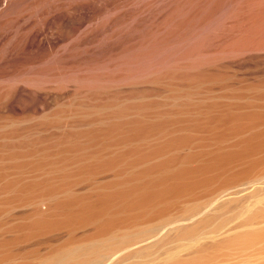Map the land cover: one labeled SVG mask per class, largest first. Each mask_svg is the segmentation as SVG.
<instances>
[{
    "label": "rangeland",
    "instance_id": "rangeland-1",
    "mask_svg": "<svg viewBox=\"0 0 264 264\" xmlns=\"http://www.w3.org/2000/svg\"><path fill=\"white\" fill-rule=\"evenodd\" d=\"M1 1L2 0H0V2ZM38 1L37 3L39 4L40 1H42L41 4H44V7H49L45 6L44 0ZM48 1L49 3L51 2V0ZM48 1L45 0V2ZM66 1L63 0L62 3V0L61 2L59 0L58 2L54 0V5L50 4V6L53 7H51L49 11H47V8H45V11L41 4V6H37L39 5L37 3V5L35 4L38 9H40L39 7H43L42 11H45L43 14L46 13L48 15H45V17L43 16L44 18L41 19L43 24L46 20V25H42L45 29L40 26V28L38 27L40 30H36L38 28L36 25L37 23L34 24V22H36L34 21L36 19L35 17H37L38 24L41 25L42 22L38 17L42 14L37 10L36 12L40 14L36 13L35 15V12L33 13V7V9L30 8V10L35 17H32L31 12L27 11L29 17L26 12H24V15L26 14L24 17L26 19L29 18V21L25 20V24L29 26H32V24L36 25L34 30H31L32 32L28 34L25 33L27 34L26 38L23 37L24 35L21 36L22 38L18 36L19 33H17L16 30L15 32L18 35L15 34L13 32L14 27L9 28L11 36L8 30V34H6L4 30L2 33V35L5 34L4 36H1L0 33V37L3 38L4 43H1L2 38H0V77H3L4 74V78L0 80V264H264L263 239L255 241L252 245H240V238L244 234L246 235L249 231L252 232L255 228H264V197L262 198L260 196L256 199L238 197L242 195V192L244 194L246 189L247 191L245 193L250 191L251 185L248 189V184H246L249 180L258 179L264 184V154L262 159H260L261 157L259 158L260 160L258 159L257 163L255 162L256 160L253 161L255 165L253 162H251L253 165L250 163H246L248 165L243 163V166L241 163H237L238 165L234 163V167H231V171H228L229 169L226 167L228 173L225 172L226 174L224 175L222 174L224 173L223 171L222 173H218L217 175L219 176L222 174V177L214 179L215 181L213 180L214 182H211V186L205 184L208 187H199V189H203H197L199 190L196 191L197 193L193 194V192L192 195H187L181 199L178 198L180 199L177 200L178 202L173 201V204H168L169 206L166 208V211L164 210L165 212L161 210V214H155V211V213H151L152 216L148 214L147 216L149 217L146 216L147 218H142L143 220L140 219L141 221L137 220L138 223H125V226H120L121 228L118 229L115 228L116 230L113 229V232L111 231L110 234L103 236L104 238L99 237L98 234L100 232L98 233L97 231V225L90 221L87 222V220H85L86 222L82 224L79 220L78 223H75L80 224L79 222H81V226L75 225L79 226L78 228L73 225L63 227V225H59L60 223L54 225L56 220L57 222L59 221L57 216V219L55 218L53 221L52 216L55 214H53L54 211L51 212V219L49 218L50 212H47L50 210L52 211L54 205L56 207L58 204H61L60 202L68 198L67 196H69V198L72 196L73 200H77L79 197H81L79 200H87L89 196L92 197V194L93 197H95V194L98 195V193L102 192L99 190L102 188L104 189L105 186V189H107V186L110 188V186L122 180L121 178L124 180L126 176H130V178L134 177L135 174L133 175L132 173L135 170L128 171L125 169L129 167L128 165L127 167L125 164L124 166L122 164L111 167L106 163L118 157V154L120 156L125 153L127 154L128 148H124L123 150L113 148L114 150L112 149V152L109 149L110 151L107 150L109 153L107 151L103 152L106 156L108 155L107 157L103 159L104 155H101L102 160L97 157H95L97 158L96 160H93L91 157V154H93L92 151H96L94 142L102 143L104 138H99L101 142L94 139L100 136L103 130L111 127V119L114 117V112L119 111L118 108H120V110L121 108H127L130 112H124H129L127 113L129 115L131 112L135 115L139 110V113L146 119L149 118L152 120L156 118V115L164 116L168 113V115H166L167 118L161 116L165 118L162 120V123L172 124L180 120L178 123L180 125L174 123L178 126L176 128L181 129L179 126L183 124H189V127L192 126V128H190L192 129L191 133H189L188 129L180 131V134L177 132L176 134L173 133V137H180L183 135L182 138H186L188 135L192 134V136H194H191L192 140L189 136L187 138H190L191 141L194 140L195 144L192 143L189 146V143H187L186 148H184L185 146H183V148L181 147L182 149L179 148L183 155H196L197 153V155L200 156V153H212L220 148L221 150L223 148L224 151L225 149L227 151L229 147V150H232L231 148L237 142V137L234 136V133L229 136V132H225L227 128L224 129L222 135L227 133L228 137L221 141L218 140L219 138L217 135L213 138L211 132L217 129L216 132L219 135L222 129L220 127H223V125L217 126L219 128H214V130L210 132V127L216 124L213 121L217 118V120H219L221 116L225 117L229 113L233 116L243 113L238 117L243 118L245 116V119H248L247 117L252 114L253 116L255 115L254 117L256 119L258 118L257 116L262 118L260 121L263 123L264 19H262V17L258 20L255 15L259 14L260 16L264 11V1H249L250 4L253 3L251 4L252 6L250 5L252 8H249L251 12H247L248 10L245 11L247 8V6H245V13L241 9H243L242 5H244V2L247 3L248 0H198L199 2L193 0L191 1L192 3L189 0H183L185 4L187 1L190 2L189 5L192 4L191 8L189 5L187 6L190 10L185 8L186 6L181 0V3L176 0V3L179 4L174 3L172 0H168L170 6H173V2L175 4L174 7L180 8L182 5V7L185 6L184 8L189 11V13L188 11L181 12L180 10L185 9L180 8L179 11L177 9L178 13L181 12L182 14L185 12V14L188 13L190 15L187 14L191 18V20H189V22H191H187L183 26V23L187 21V19H185V21L184 18L188 16L186 15V17H184L185 14L183 13L184 18L182 20H184V22L181 24L182 20L179 22V17H177L178 20L175 19L174 16L177 12L174 14V9L172 6H168V2L164 1L166 5L168 3L167 10H164V8H166L165 3L164 5L161 4V6L159 5L154 8L158 9L159 7L161 9L162 6H164L162 9L164 11H162L161 14L159 13V16L157 15L158 18L155 15L158 14V12L153 13L154 11H151L152 7L147 6L151 5L148 4L149 1V3H151V0H137V2L140 1V4L146 3L147 9L150 8L148 11L144 7V4V6H140L142 11L144 9L149 12L145 13V11L141 12L140 10V15L142 16L140 17V23L143 24L142 26L141 24L139 25L142 28L139 27L141 30L138 31V35L140 34L141 39L137 36L133 40L127 39L126 41L123 39L124 41L122 42L119 40V43H117V41L97 42V39L100 37L97 32L102 29L101 27L103 24L101 21V27L99 26L100 29L98 30L96 27H98L99 23L97 26L95 23L100 19V11L105 12L103 8L105 5L109 7L113 5L112 7H114L113 0H110L111 2L109 1V4H104L107 0H102L103 2L99 0L101 5L97 3V0H74L77 1L75 3L73 2L74 4L70 3L73 0L70 2ZM92 1H95L96 4H98L97 7H101V10L93 6L95 3ZM122 1L126 2V0ZM132 1L133 0H130L129 3H133ZM87 2L91 4L88 6ZM115 2H117V0ZM156 2L159 3L163 1L156 0ZM102 3L104 6H102ZM70 4L71 6L76 5L73 7H77L79 14L76 10L77 14L74 13V10V12L72 11L71 8L73 7H71ZM115 5L118 4L115 3ZM127 5L129 6L128 3ZM67 6L68 8H66ZM95 7L97 10H95ZM125 8H120L119 12L121 11V15L122 13L124 14L123 16L125 19L127 18V21L123 16L120 14V16L118 15L119 12L117 13L118 17L111 11L112 13L109 14L114 17V20L112 19V21L110 19L111 17H108L109 19L107 18L106 20H108L109 23L108 21L105 22L108 24L111 23V25L115 27H118L119 23V25H121V27H119L120 31L132 34L134 30V22L132 21L134 20L131 16L134 13L131 12L135 11L132 10L130 12V10L135 8L132 4L128 8ZM63 9H68L67 12L69 14H74L77 18H81V22L83 20V23H80L81 29L78 28V26L76 27L77 29L75 28L72 30V35L76 34L75 32H77L78 35L72 36L66 34L65 30L61 28L60 19L64 11ZM88 9L90 10L88 11ZM116 9H118L117 6L115 8L117 12ZM121 9H124L127 13ZM39 11H41V9ZM107 13L103 14L107 15ZM125 13L127 17H125ZM141 13H143V15ZM152 13L154 14L152 16L159 19H157V21H159V27H161V29H158L162 31L161 33H164L160 34V36L157 34V36H155L151 32L152 30L156 32L157 30L154 28L155 25L158 26V22L155 21L156 19H153L155 17H151ZM181 14H177V16ZM93 15H95V19ZM129 15L130 18H128ZM21 16L23 17V14H19L17 18V20L19 19L18 22L20 20V22L24 21L25 18L23 17V19ZM251 16H254L257 22L254 18L251 19ZM120 17L123 18V20ZM147 17L148 21L153 19L152 21L156 22V24L154 22V28H152L153 26L151 27L153 22L151 21L150 25L147 21ZM204 17L207 21H205L206 19H204ZM40 18H42V16ZM101 18L103 19L104 17ZM116 18L118 19L117 21H115ZM193 18H201L200 22L204 19V22L202 21L201 23H203L205 27L207 26L206 24H210V27L208 25L206 29H204V26L203 29L198 28L197 25H200V22L198 20V23L197 19L194 21ZM160 19H164V22L161 20L163 23H160ZM92 20L94 22L93 28V24L92 26L89 24ZM114 21L117 25L114 24ZM130 21L133 24L130 23ZM254 23H256V25H254ZM257 23H259L261 27L263 26V30H260V26H258ZM122 25L124 26L122 27ZM249 25H254V27ZM41 29H43L42 31H44V33ZM78 29H80V35ZM18 30L19 29H17V31ZM88 30L90 33H93V36L91 34L87 36L91 35L89 36L90 38H97L90 39L86 37L84 31L86 32ZM244 30L246 32H244ZM20 31L21 30H19V32ZM12 34L17 37V39L13 38L15 40L14 43L20 38L16 46L11 42L13 40L12 37H14ZM161 35L162 37L164 35V40L162 41H164V43L166 42L165 45L161 47V49L164 47L162 49L163 51L157 49L160 47L159 43L163 44V42H159ZM10 37L12 40L10 39L9 41L12 43V47L7 44ZM24 39H28V42L23 41V43H20L22 42L21 40ZM38 39L42 40L41 45L45 47L46 54L44 57H41L39 53L37 46L39 42ZM244 40H248V42L256 41V43L258 42L256 45L259 43H261V45H258V49L256 48L257 50L253 51L248 49L247 51L245 47L244 50L247 51L246 53H244L245 51L242 49L244 47H242L241 52L243 51V53L240 52L238 54L239 51L235 49L238 48L240 42ZM5 42H7V45H5ZM1 44H3L2 47L4 48L7 46L10 49L11 47L10 50L5 48L10 52L5 49L1 50ZM248 44H246V46ZM256 45L254 43L253 46L250 45L248 48L254 49L253 47ZM29 48L31 50H29ZM102 49H107L106 51L103 50L105 53L109 51L106 53L107 58H105L106 55H104L105 57L101 56L103 53ZM231 50L234 51L235 54ZM90 52H96L97 56H92L94 59L90 58ZM180 54L184 56V60H179L180 62H175V64L178 63L185 67L189 66V70L191 67L190 65L193 67L196 63L201 62L200 60H205L204 58L208 59L209 63H207L209 65L205 66L206 63L203 61L205 64L203 62L202 64L199 63V68L194 66L193 69H196L194 71H189L191 75L192 73L196 75L192 79L191 77L190 79L188 78L190 74L186 76V70H183L184 68L181 69L180 66L179 70H183V72L180 70L182 75L176 76L178 74V71H176L178 67L176 66L177 69L173 67L175 66L174 60H176V57H181ZM143 56H146V58ZM162 57L166 59L165 62L161 61ZM3 63H5L7 67ZM3 65L10 72H6L7 70ZM196 66L198 65L196 64ZM173 69H176L174 70L176 74L171 71ZM24 71L28 73H24L27 75V78L36 80L33 81L31 85L28 84L29 86H24L21 82L16 83L19 80L16 77L18 79L15 81L16 84L13 82L15 85H11L10 83H12V80H8V78L11 77V73L13 72L12 76H14V74L17 75V73L19 76L20 74L22 75ZM171 72L174 73L176 78L174 76L171 77V75L169 76ZM189 72L187 71V73ZM150 73L153 74L149 75ZM54 74L58 75L56 76ZM121 74H124L123 78L126 79V81H123V78L120 77ZM101 76L102 79H99ZM124 76H128V78ZM23 77H21L22 79L19 81L23 80ZM117 78L119 81L122 80L123 82H116ZM99 80H102L103 83H99ZM175 89H190L189 96L191 100H189L192 101L193 99L191 103H194V106L197 104L196 106H199L201 113L205 114V117H202L213 124L208 127V122L206 123L205 121L206 124L201 123L202 127H200L201 119L199 122L197 121L199 124L198 126L193 122L194 116H190L192 113L191 110L194 111L198 109V107L190 106V110L187 108L186 110L185 106L189 103H185L183 109L180 108L181 106L179 109L178 105H172L178 102L177 100L175 103L171 102V100L173 102L175 100L170 97L171 95L173 96L170 91ZM182 90L179 91L183 93ZM171 92L173 93V91ZM191 92L193 97H191ZM183 99H181V101ZM187 100L185 101L189 102V100ZM191 103L189 105H191ZM135 111L137 112L134 114ZM170 112L173 114L172 117H174V112H179V117L176 116V113L175 116L177 119L173 121V118L171 119V117H169L171 114ZM224 113L228 114L224 115ZM117 114L119 113L117 112ZM246 115L248 116L246 117ZM118 116L119 115H117V117ZM122 117L124 119V116ZM132 117H130V119L133 120L134 118ZM125 118H127V116H125ZM230 118L239 121V124L242 123L243 125L248 122L247 120L245 122V119H241V122L237 117L229 116L228 119ZM250 118L253 119V117ZM117 120L119 121V118ZM117 120L114 121L116 122ZM233 120L231 122H233ZM124 121L127 122L126 119H124ZM220 121L218 123H220ZM222 121L224 122V120ZM257 121H255V124L260 122ZM186 122L190 123L187 124ZM231 122L228 120L226 123L231 124ZM250 123L251 122H248V125L246 124L245 126H249ZM208 124L210 125V123ZM234 124L232 123L234 127H232V129H234V131L235 129L238 130L239 125L235 127ZM242 124L240 126L247 128ZM235 125L237 126V124ZM253 125V123L250 124L251 127ZM230 126L231 125H229V131L231 129ZM260 127L264 128V123L263 127ZM232 129L230 133H232ZM187 130L188 132H186ZM185 132L187 134H184ZM216 132H214V134ZM123 133L124 132H119V135L121 134L122 137H125ZM208 133L209 136H207ZM210 134L212 137H210ZM121 136L119 138H121ZM219 137L221 138L220 135ZM157 138L158 137H155L156 140L153 138L154 141L152 140L150 142L151 144L149 143L148 145L152 147H162V143L165 144L166 141L169 140V136H165L162 139H160V137L158 140ZM103 143L114 145V142L105 139ZM150 146H146L147 148L142 146L143 149H147L142 150V152L145 150L151 151ZM79 147L82 149L85 148L86 150H83V152L82 149H80L79 152ZM99 147L100 146H98V148ZM179 152L180 151H178V153ZM173 154L176 155L174 152ZM173 154L170 153L171 156ZM135 160L136 157H132L131 159L129 158L127 162L129 163V161H132L129 164L133 166L134 162L136 163L138 161ZM150 161L148 165L147 163H145L146 165H144V163L143 165L136 163L138 164L137 166H139H135L137 167L136 170L138 171V169L141 170L144 167H149V165L152 166L157 162V160L154 159L153 162L152 160ZM248 175H250L251 179ZM216 176L215 174L213 175L214 178ZM128 177L126 178L130 179ZM244 177H248L249 180H246ZM210 179H212V177ZM46 185L49 187H46ZM240 190H242V192H240ZM54 193L58 194L54 195ZM92 198L88 200H95ZM69 200H72V198ZM36 211L38 215L40 212L45 213V211L46 214L49 213L47 214L48 216L45 215L47 220L49 219L48 222L47 220H43L47 225L44 224L45 226H42L41 220L40 225L42 228L40 225H37L39 223L35 225L38 228L33 225L37 220V216H35ZM70 227L72 229H70ZM102 233L103 232H101L100 235ZM97 237L100 239H96Z\"/></svg>",
    "mask_w": 264,
    "mask_h": 264
},
{
    "label": "bare ground",
    "instance_id": "bare-ground-1",
    "mask_svg": "<svg viewBox=\"0 0 264 264\" xmlns=\"http://www.w3.org/2000/svg\"><path fill=\"white\" fill-rule=\"evenodd\" d=\"M48 1V0H47ZM54 0H51V2L49 3V1L48 2H45V0L43 1L44 3H45V6H49L48 8L47 7H44V4H41V2L42 1H40V4L44 7H39L40 9H41V11H39L40 9H38V8H36L37 6H41L39 3H37V2H39L38 0H2L1 2H0V33H1V36H4V35H2V33L4 32V30L6 31L5 33L6 34H8L7 33V30H8V32L10 33V36H11V32L9 31V28H13V32L15 33V34H17V33H19V35L18 36H23V37H25L26 38V35L29 33V32H32L31 30H34V28L36 27V25H37V28L39 27L40 28V26H42V25H46V20L44 21L45 23L43 24V22L41 21V19H43L44 17H45V15H47L46 13L45 14H43V12H45L46 11V9L45 8H47L48 10L47 11H49V9H51V7H53V6H50V4H52V5H54L53 2ZM57 2H58V0H56ZM60 2H61V0H59ZM66 1V0H65ZM70 2V1H72V0H67L66 2ZM96 1V0H95ZM93 2V3H95V5H93V6H98V4H96V2ZM104 1H106V0H104ZM109 1L110 0H107L106 1V3L104 2V4H109ZM116 1V0H115ZM114 0H113V3H114V7H112V6H108V5H105L104 6V4L102 3V6H104L103 8H104V10H105V12H102V11H100L101 9V7L99 8V7H97V8H99L100 10V12H101V14H103V13H107V15H109V16H107V15H105V14H103V15H101V14H99V17H100V19L98 20V21H96L97 23H95L96 24V26H97V24H98V27H96L98 30L100 29V27H101V21H102V29H100L98 32H97V34L99 33V35H100V37L97 39L98 41L97 42H100L101 43V41L102 42H109V41H117V43H119L120 41L119 40H121V42L122 41H124V40H126L127 41V39L128 40H133V39H135L137 36H139L140 37V34L138 35V31H140L141 30V26H142V24L143 23H140V17H142L141 15H140V10H141V12H143V11H145V13H149L148 11H149V9L150 8H148L147 9V6L149 7H152L151 9V11H154L153 13H157L158 12V14H155L156 15V17H158L160 14H161V12L162 11H164V10H167V5H168V0L166 1V0H162L163 2H156V0H151V3H149L148 1V4H151V5H147L146 6V3L144 4V3H142V4H140V1L139 2H137V0H133L132 2L133 3H131L132 4V6L135 8V9H131L130 10V12L133 10V11H135V12H131V13H134L132 16H131V18H133V20L134 21H132V22H134V24L130 21V23H132L133 24V31H132V34H127V33H124V31H120L119 29V27H121V25H119V23H118V27H115V26H113V25H111V23L110 24H108L109 23V21L108 20H106L108 17L112 20L114 17L113 16H111L110 14L112 13L111 11H113V13L115 14V15H117V13L119 12V10H120V8H125V6L127 5V3L129 4V6H131V4L129 3V1H127L126 0V2H124V1H122V0H117V2H115ZM159 1H161V0H159ZM168 2L167 3V5H166V3L165 2ZM174 3H176V0L174 1V0H172ZM171 1V2H172ZM180 0H178L177 2H179ZM182 2H184V1H186V0H181ZM181 1H180V3H181ZM190 2L191 1H193V0H189ZM189 1H187L188 2V4H187V2H186V4H185V2H184V5L186 6H183L182 7V5L180 6V8L181 9H189L190 10V8H191V5H189L190 4V2ZM198 0H196V2H197ZM245 1V0H244ZM253 2V1H251V0H248V5H247V3H245L244 2V5H242V7H243V9H241V10H243V12H245V11H247V12H251L250 10H249V8L252 6L251 4H253V3H251L250 4V2ZM258 0H256L255 2H257ZM262 1H264V0H262ZM261 1V2H262ZM57 2H55V3H57ZM75 3V2H77V1H72V2H70V3ZM90 2V1H89ZM89 2H87V4H88V6H89V4H91V3H89ZM100 2H103L102 0H100ZM111 2V1H110ZM143 2V1H142ZM172 2V4H173V6H172V8L174 9V14H175V12H177V9H178V11L180 10V8L179 7H174V3ZM199 2V1H198ZM39 4V5H37V4ZM47 3V4H46ZM62 3H63V0H62ZM73 3V4H74ZM97 3H99V0H97ZM115 3H117L118 5H115ZM125 3H126V5H125ZM158 3V4H157ZM164 3H165V7L166 8H164V6H162V8L160 9L159 7H158V9H154V8H156L157 6H161V4H163L164 5ZM192 3V2H191ZM243 3V2H242ZM37 6H36V5ZM49 4V5H48ZM72 4V5H73ZM111 4V3H110ZM145 6H144V5ZM176 4H179V3H176ZM33 5H35V6H33ZM64 5H65V3H64ZM68 5V4H67ZM99 5H101V3H99ZM142 5L146 8V10H148V11H146V10H144L143 9V11H142V9H141V7H142ZM189 5V7L190 8H188L187 6ZM251 5V6H250ZM70 6H71V4H70ZM73 6H76V5H73ZM73 6H71V7H73ZM116 6H117V8L118 9H116L117 10V12L115 11V8H116ZM128 6V5H127ZM126 6V8H128ZM141 6V7H140ZM169 7H171L170 6V3H169V5H168ZM178 6V5H177ZM196 6V5H195ZM194 6V7H195ZM245 6H247V8L245 9ZM254 6V5H253ZM33 7H34V9H33ZM95 7V8H96ZM112 7V8H111ZM143 7V8H144ZM185 7V8H184ZM30 8H32L33 9V13L36 15V13H38V12H40L42 15V18H40L41 16H39V15H37V16H39L38 17V19H40V21L42 22H40L41 23V25H39L38 24V22H37V17H35L34 16V14L31 12V10H30ZM42 8L43 9H45V11H42ZM66 8H68V6L66 7ZM65 8V9H66ZM87 8H90V7H87ZM94 8V9H95ZM97 8L95 9V10H97ZM103 8H102V10H103ZM111 8V9H110ZM125 8V9H126ZM164 8V10H162ZM202 8V7H201ZM252 8V7H251ZM29 9V10H28ZM36 9V10H35ZM65 9H63L64 11L62 12V17H61V19H60V26H61V28L63 29V30H65V33L66 34H70V35H72V33H73V29H75L76 27H78V28H80L81 27V24L83 23V20H82V22L80 21V19L81 18H77L74 14H69L68 12H67V10H65ZM72 9V11L74 10H76V11H78L77 10V7H73V8H71ZM91 9V8H90ZM90 9H88V11L90 10ZM94 9H93V11H94ZM154 9V10H153ZM173 9H171V10H173ZM176 9V10H175ZM180 10L181 12L182 11H188V10ZM244 9H245V11H244ZM35 10V11H34ZM38 10V12H36ZM103 10V11H104ZM121 10H124V9H121ZM128 10V9H127ZM155 10H156V12H155ZM160 10V11H159ZM200 10V9H199ZM31 12L32 13V17H35L36 19L34 20V21H36V22H34V24L35 23H37L36 25H33L32 24V26H34V27H32V26H29L28 24H25V20H27V21H29V18L28 19H26L24 16L27 14L28 15V12ZM62 11V10H61ZM73 11V12H74ZM74 12L75 14H77V12ZM93 11H92V14H93ZM116 13H115V12ZM212 11V10H211ZM232 11V10H231ZM262 11V10H261ZM24 12H26V14L24 15ZM70 12V11H69ZM123 12V11H122ZM124 12H126L125 10H124ZM181 12H177L176 13V15L174 16L175 17V19H177V17H179L180 19L178 20L179 22L184 18V17H186V15L189 13V11H188V13L187 14H185V12H183L182 14H181ZM236 12H238V11H236ZM31 13H29V14H31ZM40 13H38V14H40ZM91 13V12H90ZM99 13V12H98ZM110 13V14H109ZM121 13V11L118 13V15ZM127 13V12H126ZM125 13V17H127L126 14ZM151 14V17L153 18V17H155V16H152V15H154V14ZM160 13V14H159ZM246 13V12H245ZM264 11L260 14V16H259V14H257V15H255V17L259 20V19H261L262 17V19H264ZM19 14H23V17L25 18H23L22 16V18L24 19V21L23 22H18V20H17V18H18V16H19ZM78 14H79V11H78ZM94 14H97V13H94ZM114 14H112V15H114ZM142 15H143V13H141ZM177 14H181L182 15V17H181V15L179 16H177ZM249 14V13H248ZM98 15V14H97ZM96 15V16H97ZM106 16V18H105V16ZM117 15V16H118ZM121 15V14H120ZM119 15V16H120ZM124 14L122 13V15L121 16H123ZM158 15V16H157ZM172 15V14H171ZM183 15H184V17H183ZM189 15V14H188ZM187 15V16H188ZM17 16V17H16ZM44 16V17H43ZM48 16V15H47ZM47 16H46V18H47ZM78 16V15H77ZM80 16V15H79ZM95 15H93V17H94ZM118 16V17H119ZM134 16V17H133ZM173 16V15H172ZM190 16V15H189ZM188 16V17H189ZM21 17H19V18H21ZM28 17H29V15H28ZM101 17H104L103 19L101 18ZM116 17V16H115ZM117 17V18H118ZM150 17V18H151ZM156 17L155 18H153L154 20L156 19ZM188 17H186V18H184V20L185 19H187V21L186 22H184V20H182L181 21V24H182V22H184L183 23V26H184V24L185 23H187V22H189V20H191V18L189 19ZM254 16H251V19H253L254 18V20L257 22V20H256V18H255ZM21 18V19H22ZM108 18V19H109ZM115 19V21H117L118 19ZM121 18V17H120ZM123 18H124V16H123ZM123 18H121L122 20H123ZM128 18H130V15L128 16ZM149 18V19H150ZM159 18V17H158ZM157 18V19H158ZM162 18V17H161ZM22 19V20H23ZM94 19H95V17H94ZM97 19H98V17H97ZM120 19V20H121ZM125 19V18H124ZM153 19H150L151 21L153 20ZM157 19L155 20V21H157ZM194 19V18H193ZM192 19V20H193ZM195 19H197V22H198V20H199V22H200V19L201 18H195ZM195 19H194V21H195ZM204 19H206L205 17H204ZM204 19H202L201 20V22L203 21L204 22ZM238 19H239V17H238ZM250 19V18H249ZM251 19H250V22H251ZM114 20V19H113ZM112 20V21H113ZM119 20V21H120ZM126 21H127V18L125 19ZM144 20V19H143ZM159 20V19H158ZM161 20L162 19H160V23H163L164 21V19L162 20L163 22H161ZM209 20V19H208ZM27 21H26V23H27ZM108 21V23H106V22ZM114 21V22H115ZM147 21H148V17H147ZM151 21H148L149 23L151 22ZM155 21H152L153 22V24L151 25V23H150V25H151V27L153 26V25H155L156 24V22ZM173 21H175V20H173ZM193 21V22H194ZM205 21H207V19L205 20ZM242 21V20H241ZM244 21V20H243ZM247 21V20H246ZM93 22V20L91 21V23H89V24H91V26H92V24H93V26H92V28L94 27V22ZM104 22H105V24H104ZM142 22H144V21H142ZM154 22H155V24H154ZM158 22V26L157 25H155V28H154V26L152 27V28H154V29H156L155 31L156 32H154V30H152L151 32L155 35V36H157V35H159L160 36V34H164V33H161L162 31L161 30H159L158 28H160L161 29V27H159V21H157ZM191 22V21H190ZM189 22V23H190ZM198 22V23H199ZM199 23L200 25H197V27L198 28H201V29H203V26H204V24L203 23ZM249 22V21H248ZM81 23V24H80ZM127 23V22H126ZM126 23H124V24H126ZM241 23V22H240ZM114 24H116V22L114 23ZM132 24H131V26H132ZM141 24V26H139ZM179 24V23H178ZM247 24H249V23H247ZM39 25V26H38ZM44 25V26H45ZM117 25V24H116ZM207 26V28H208V25H209V27H210V24H206ZM254 25H256V23H254ZM254 25H249V26H251V27H254ZM257 25L258 26H260V24L259 23H257ZM263 25V24H262ZM90 26V25H89ZM100 26V27H99ZM113 26V27H112ZM124 25H122V27H123ZM196 26V25H195ZM200 26V27H199ZM264 26V25H263ZM263 26L261 27H259L260 28V30H263L264 28H263ZM139 27H141L140 29H139ZM205 27V26H204ZM206 27L204 28V29H206ZM250 27V28H251ZM257 27V26H256ZM6 28H8V29H6ZM36 29V30H40V29ZM41 28H43V26L41 27ZM115 28H118V29H115ZM132 28V27H131ZM243 28V27H242ZM263 28V29H262ZM17 29H19V30H21L20 32H19V30L17 31ZM43 29H45V28H43ZM43 29H41V31L43 30ZM77 29V28H76ZM81 29V28H80ZM80 29H78V32H79V30ZM251 29H253V28H251ZM1 30H3V31H1ZM15 30H16V32H15ZM118 30V31H117ZM40 31V32H41ZM160 31V32H159ZM164 31V30H163ZM249 31V30H248ZM23 32H24V34H23ZM39 32V31H38ZM43 33H44V31H42ZM96 32V31H95ZM123 32V33H122ZM150 32V33H151ZM158 32V33H157ZM244 32H246L245 30H244ZM256 32V31H255ZM262 32V31H261ZM263 32H264V30H263ZM262 32V33H263ZM20 33H22V34H20ZM25 33H27V34H25ZM76 34H73L74 36H76V35H78V33L77 32H75ZM81 34V32H79V35ZM86 34V37H89V36H91L93 33L91 32L90 33V31L88 30V31H84V35ZM88 34H91V35H89V36H87ZM157 34V35H156ZM247 34V33H246ZM261 34V33H260ZM12 35H14V34H12ZM42 35V34H41ZM69 35V36H70ZM72 35V36H73ZM96 35V34H95ZM82 36H83V32H82ZM93 36V35H92ZM96 36H98V35H96ZM142 36V35H141ZM8 37V36H7ZM139 37H138V39H139ZM0 38H2V37H0ZM13 38H16L17 39V37H16V35H14V37H12V39ZM22 38V37H21ZM84 38H85V36H84ZM90 38V37H89ZM88 38V39H89ZM92 38H97V37H92ZM92 38H90V39H92ZM163 38V39H162ZM255 38V37H254ZM253 38V39H254ZM4 39H5V37H4ZM11 39V37L8 39V43L7 42H5V45H7V44H9V45H11V47L13 46L12 45V43L11 42H13V44H15V46L17 45L16 43H18V41H19V39L17 40V42H15L14 43V39L10 42L9 40ZM89 39V40H90ZM124 39V40H123ZM140 39H141V37H140ZM253 39H251V40H253ZM6 40V39H5ZM96 40V39H95ZM162 40H164V35H163V37H162V35H161V39H159V42L161 41V42H163V44L162 43H159V46L160 47H158L157 49H159V50H162L161 49V47L163 46V45H165V43H164V41H162ZM243 40V39H242ZM256 40V39H255ZM22 42H20V43H23V41H25V42H28V39H24V40H21ZM38 50H39V53H40V55H41V57H44L45 56V54H46V51H45V47L43 46V45H41L42 44V40H39L38 39ZM94 41V40H93ZM119 41V42H118ZM11 44H10V43ZM33 42V41H32ZM156 42H158V41H156ZM250 42H251V44H250ZM1 43H3V38H2V42ZM7 43V44H6ZM249 43V44H248ZM255 43V45L258 43H256V41L254 42V41H249L248 42V40L246 41V40H244V41H242V42H240V44H239V46H238V48H234L235 50H238V51H235V52H238V54L241 52V50L243 49V51H245L244 49H245V47H246V50L248 49V50H251V51H253V50H257L258 48V45H261V43H259L258 45H256V46H254L253 48L254 49H249L248 48V46H253V44ZM4 44V43H3ZM3 44H1V47L3 46ZM26 44V43H25ZM33 44V43H32ZM31 44V45H32ZM37 44V43H36ZM35 44V45H36ZM237 44V45H238ZM244 46H243V45ZM246 44H248L247 46H246ZM8 45V46H9ZM28 45H30V44H28ZM167 45V44H166ZM236 45V46H237ZM14 46V47H15ZM157 46H158V43H157ZM235 46V47H236ZM11 47H10V49H11ZM242 47H244V48H242ZM260 47V46H259ZM5 48H8L9 49V47H5ZM4 47H2V49L1 50H3V49H5ZM30 48H32V47H30ZM29 48V50H31ZM35 48H37V47H35ZM233 48H232V50H233ZM242 48V49H241ZM251 48V47H250ZM257 48V49H256ZM9 49V50H10ZM105 49V48H104ZM104 49H102V52H103V50ZM260 49V48H259ZM6 50V49H5ZM9 50H6V51H9ZM36 50V49H35ZM107 50V49H106ZM106 50H104V51H106ZM158 50V51H159ZM231 50V51H232ZM247 50V51H248ZM163 51V50H162ZM243 51L241 52V53H243ZM247 51H245L244 53H246ZM10 52V51H9ZM101 52V51H100ZM101 52V53H102ZM109 52V51H108ZM108 52H106V53H108ZM233 53H234V51H232ZM1 53V52H0ZM12 53H13V51H12ZM12 53H10V54H12ZM103 53H105V52H103ZM101 54V56L103 57L104 55H106V53L105 54ZM109 54H111V53H109ZM109 54H108V56H109ZM235 54V53H234ZM237 54V53H236ZM99 55V54H98ZM181 55V54H180ZM92 56H97V54H96V52H90L89 53V57L90 58H92V59H94ZM183 55H181V57H176V60H174V64H175V62H178L179 60L180 61H182V59L184 60V56L182 57ZM99 57H100V55H99ZM105 57V56H104ZM143 57H145L146 58V56H143ZM142 57V58H143ZM202 57H204V56H202ZM202 57H201V59H202ZM105 58H107V55H106V57ZM181 58V59H180ZM186 58V57H185ZM91 59V60H92ZM104 59V58H103ZM199 59H200V57H199ZM205 60H200L201 62H198V63H196L198 66H196V64L195 65H193V67H192V65H190L191 67H190V70H189V66H186L187 67V69H186V67L184 66V65H179L178 63L180 62H178V63H176V64H178V65H176L175 64V66H173L174 68H176V66L178 67V69L176 70V69H173V70H171L172 72H174V70H176V71H178L177 73L179 74H177L176 76H180V74L182 75V73H181V71L183 72V70H186V76H188L189 74L191 75V72H189V71H194L195 69H193L194 68V66L195 67H198L199 68V63L200 64H202V62L204 61L205 63H206V65L205 66H208L209 64V61H208V59L207 58H204ZM165 58L164 57H162V62L164 61L165 62ZM198 60V59H197ZM196 60V61H197ZM203 62V63H204ZM208 62V63H207ZM195 63V62H194ZM204 63V64H205ZM4 65H5V63H3ZM27 64V63H26ZM162 64V63H161ZM160 64V65H161ZM164 64H166V63H164ZM173 64V65H174ZM204 64H203V66H204ZM3 65V66H4ZM167 65V64H166ZM6 66V65H5ZM4 66V67H5ZM25 66V65H24ZM181 66V69L182 68H184L183 70H179V67ZM7 67V66H6ZM5 67V68H6ZM200 67H202V66H200ZM168 68V67H167ZM192 68V69H191ZM171 69H172V67H171ZM6 70H7V68H6ZM23 70V69H22ZM187 71L189 72V73H187ZM6 72H10L9 70H7ZM5 72V73H6ZM170 73L169 74V76L171 75V77H173L174 76V73L176 74V72H174V73ZM180 72V73H179ZM0 73H1V71H0ZM13 73V72H12ZM12 73H11V77H10V73L8 74L9 75V77L10 78H8V76H7V78H8V80H12L11 82L12 83H10L11 85H15L16 83H20L21 82V84H24V86L25 85H27V86H29V85H31L32 83H33V81H35L36 79H30V78H27V75H25L24 73H26V74H28L27 72H23V74L21 75H19L18 76V73H17V75L16 74H14V76H12ZM43 74V73H42ZM58 74H60V73H58ZM57 74V75H58ZM153 73H150L149 75H152ZM196 74V73H195ZM5 75H7V74H5ZM39 75H41V74H39ZM54 75H56V74H54ZM56 75V76H57ZM124 75V74H123ZM123 75L121 74V78H123ZM148 75V76H149ZM188 76V78L190 79V77H191V79L192 78H194L196 75H194V73H192V75L191 76ZM26 77V78H24V77ZM20 80V79H22L21 77H23V80H21V81H19L17 78ZM20 77V78H19ZM44 77V76H43ZM120 77H118L119 79H121ZM124 77H126V78H128V76H124ZM175 77V76H174ZM2 78H4V74H3V77L1 76L0 77V80L2 79ZM12 78V79H11ZM95 78V77H94ZM99 78V77H98ZM117 78V81L116 82H123V81H126V79H124L123 78V81L122 80H120L119 81V79ZM176 78V77H175ZM6 79V78H5ZM16 79L18 80L16 83H15V81H16ZM88 79V78H87ZM99 79H102V76H101V78H99ZM32 82H31V81ZM92 80V79H91ZM85 81V80H84ZM87 81V80H86ZM102 80H99V83H103V81H104V79H103V81L101 82ZM8 82H10V81H8ZM13 82L15 83V84H13ZM90 82V81H89ZM93 82V81H92ZM97 82H98V79H97ZM105 82H106V80H105ZM108 82V81H107ZM29 84V85H28ZM178 88V87H177ZM179 90H182V89H175V90H171V91H173V93L170 91V93L171 94H173V96L171 95L170 97L173 99V100H175L174 102L171 100V102L172 103H175L176 102V100L178 101L177 103H175V104H172V105H178V108L180 107L181 109H183L184 108V104L185 103H191V102H193V99H192V101H190L191 100V98H190V96H189V94H190V89H187V90H185V89H183L182 90V92L183 93H181ZM185 90V91H184ZM193 94H192V92H191V97H193L192 96ZM169 97V98H170ZM183 98H185V99H183ZM181 99H183L182 101H181ZM189 100V102H186L185 100ZM180 100V101H179ZM187 100V101H188ZM184 101V102H183ZM263 101V100H262ZM183 102V103H182ZM183 105V107H182V105ZM189 104H186V106H185V109L187 108L188 110H190V108L191 107H198V109H195L194 111L193 110H191V114H190V116L191 115H193L194 116V120H193V122L198 126L199 124H198V122H199V120L201 119V122H200V127H202V125H201V123H205V119L203 118V117H205V114L204 113H201V111H200V108H199V106H194V103H191V105H189ZM191 106V107H190ZM179 108V109H180ZM124 108H121V110H120V108H118V110L119 111H116V112H114L115 114H117V112L119 113V114H117V115H119L118 117H117V115H115V114H113L114 115V117L115 118H119V121L121 122H119L117 119H115L114 117H112V119H111V127L109 128V129H106V130H103V132H102V134L100 135V136H97L94 140H99V138L100 137H102V138H104L105 140H108V141H112V142H114V145H112V144H108V143H103L104 142V139L102 140L103 142V144L102 143H95L94 142V144H95V147H96V151L94 152V151H92L93 152V154H91V157L93 158V160L95 159H100V160H102L101 158V155L103 154V152H106L107 150H111V152H112V149L113 148H117V149H126V148H128V153L126 154H124V155H122V156H120L118 153V157H115V159H111L110 161H108V162H106L107 163V165H109V166H111V167H115V166H118V165H122L123 164V166H124V164H125V166L127 167V165L129 166V167H127V168H125V169H127L128 171H130V170H135V171H133V173H132V171H131V173L134 175V177H131L130 178V176L128 177V176H126V177H128V178H130V179H127L125 176V178H124V180H123V178H121L122 180H117V181H119V182H117V183H113L114 185H112V186H110V188L107 186V189H105L106 188V186H105V188L102 190V189H100L99 191H102V192H100V193H98V195L97 194H95L94 196L96 197H93V194H92V197L95 199V200H91V201H89L88 199L89 198H92V197H86L87 198V200L86 199H82V200H79L81 197H79V199L77 198V200H73V197L72 196H70V198H69V196H67L68 198H66V199H64V201L62 202H60L61 204H58L56 207H55V205H54V207H52V211L50 210V211H47V212H50V214L49 213H47V214H49V218L51 217L50 215H51V212H53V221H54V219L56 218V216H57V218H58V222H57V220H56V223L54 224V225H57L58 223H60L59 225H63V227H69V226H75V225H80L81 224V222H82V224H83V222H86L85 220H87V222L88 221H90L91 223H93V224H96L97 225V228H98V233L100 232H103L101 235H100V233L98 234L99 235V237H103V236H106V235H108V234H110L111 233V231L113 232V229L114 230H116V229H118V228H121L120 226H125L127 223L129 224L130 222H131V224H135V223H138V221L137 220H140V219H145V218H147V217H149V216H152V214L153 213H155V211H156V213L155 214H161L162 212H160L161 210L162 211H166L167 209L166 208H168V206L170 205V204H173L175 201H177V200H180L181 198H184V197H186L187 195L189 196V195H192V193L193 194H195V193H197L196 191H199L200 189H203V188H200L199 189V187H203V186H206V185H210L211 184V182L213 183L215 180L214 179H217V178H221L222 176V174L224 175V174H226L225 172H227L228 173V171H231V167L233 166V164L235 163L236 165H238L237 163H241V165L243 164V163H250L251 164V162H253V161H255L256 163L258 162V159L260 158V159H262V156H263V154H264V128H261L260 126H262L263 127V123H262V121H260L262 118H259V116H257L258 118L256 119L252 114L251 115H246V117L250 120L251 118L250 117H253V119H251L250 121L248 120V119H245V116L243 117V118H239L238 116H240L241 114H243V113H238L239 115H235V116H233V115H231L230 113L227 115L226 113H224V115H227V116H218V117H220V119H221V121H220V119L219 120H214L213 122H215L216 124H211V122L210 121H206V123L208 122V123H210V125L207 123V125H208V127L209 126H211L212 125V127H210V132L212 131V130H214V128L216 129V128H219V127H217V126H222L223 125V127H220V128H222L220 131V136H221V138L219 137V135H218V133L216 132V130L215 131H212L211 133H212V135H213V138H214V136H218V138H215V139H218V140H221V141H223V140H225L227 137H228V135L230 136V134H233L234 133V136L235 137H237V142L233 145V147H234V149H233V147L231 148L232 150H229L230 149V147L228 148V150L226 151V149H225V151H224V149L222 148V150H221V148L220 149H217L216 151H214V152H210V153H207V154H203V153H200V156H198L197 155V153H196V155H194V154H185V155H183V154H181V150H179V148H183V146H185L184 148H186V145H187V143H189L188 145L190 146L192 143L193 144H195V141L193 142V141H191L192 140V138H191V136L193 135H188L190 138H191V140H190V138H182V136H180V137H173L174 136V134H176V132L177 133H179L180 134V131H183V130H186V129H188L189 130V133H191V130L192 129H190V128H192V124L190 125L191 127H189V124L188 123H190V122H186L188 125H182V126H179V127H181V129L180 128H176V127H178V126H176L175 124L177 123H179V121L177 122H173L172 124L171 123H162V120L163 119H165V118H167V116L166 115H168V113H166L164 116L163 115H156V118L155 119H146L142 114H140L139 112V110H138V113H136L137 111H135L134 112V114L135 115H133L132 114V112L130 113V115L129 114H127V113H129L130 111L127 109V108H125L124 110H123ZM186 109V110H187ZM124 111H129V112H127V113H125ZM132 111V110H131ZM143 111V110H142ZM122 112V113H121ZM173 112V111H172ZM186 112H188V111H186ZM171 113V112H170ZM175 114H174V117H172L173 116V114L171 113L170 114V116L169 117H171V119L173 118V121L175 120V119H177L176 118V116H178L179 117V115L178 114H180L179 112L177 113V112H174ZM176 113H177V115H176ZM154 114H156V113H154ZM223 114V113H222ZM121 115V116H120ZM133 117H132V116ZM176 115V116H175ZM122 116H124V119H126V121L127 122H125L124 121V119H123V117ZM125 116H127V118H125ZM129 116V117H128ZM134 116H136V117H134ZM161 116H163V117H165V118H163V117H161ZM203 116V117H202ZM229 116L230 117H237V119L239 118L240 120L241 119H245V122H246V120L248 121V122H251V123H253L254 125L251 127L250 126V124H249V126H245L248 122H246L244 125L241 123L242 122V120H241V124L244 126V127H247V128H243L242 126H240L241 124H239V121H235V120H233V119H228L229 118ZM111 117V116H110ZM130 117H132V118H134L133 120L132 119H130ZM153 117H155V116H153ZM169 117H168V119H169ZM188 117V116H187ZM197 117H198V119H197ZM200 117H202L203 118V120H202V118H200ZM160 118H162V119H160ZM197 120H196V119ZM224 118V119H223ZM128 119V120H127ZM227 119V120H226ZM256 119V120H255ZM264 119V118H263ZM109 120H110V118H109ZM114 120H117L116 122L114 121ZM124 121V123H123V121ZM131 120V121H130ZM149 120H151V121H149ZM167 120V119H166ZM222 120H224V122L222 121ZM226 120V121H225ZM232 121L233 120V122H231V124L229 123H226L227 121ZM260 121V122H258V121ZM114 121V122H113ZM185 121H188V120H185ZM192 121V120H191ZM198 121V122H197ZM203 121V122H202ZM220 121V123H218ZM234 121H235V124H237V126L234 124ZM244 121V120H243ZM254 121V122H253ZM255 121H257L258 123H256L255 124ZM119 122V123H118ZM197 122V123H196ZM222 122H223V124H222ZM175 123V124H174ZM185 123V124H186ZM205 123V124H206ZM232 123L234 124V126L235 127H238V125H239V128H238V130L237 129H235V131H234V129H232ZM182 124V123H181ZM218 124V125H217ZM220 124V125H219ZM225 124V125H224ZM226 124H228V125H226ZM261 124V125H260ZM178 125H180V124H178ZM229 125H231L230 126V128L234 131H232V133H230L231 132V129H230V131H229ZM248 125V124H247ZM216 126V127H215ZM187 127H189V128H187ZM207 127V128H208ZM225 127V128H224ZM241 127V128H240ZM199 128V127H198ZM213 128V129H212ZM227 128V129H226ZM234 128V127H233ZM243 128V129H242ZM250 128V129H249ZM224 129H226L225 130V132H229V134L227 135V133H225V134H223L222 135V133H224L223 131H224ZM245 129V130H244ZM248 129V130H247ZM188 130L186 131V132H188ZM204 130V129H203ZM203 130H201V131H203ZM209 130V129H208ZM240 130V131H239ZM207 131V130H206ZM92 132V131H91ZM119 132H124L123 134L125 135V137H122L121 136V134L119 135ZM184 133V134H187V133ZM214 132H216L215 134H214ZM90 133V132H89ZM174 133V134H173ZM207 134V133H206ZM90 135V134H89ZM211 135V134H210ZM212 135L210 136V137H212ZM227 135V136H226ZM246 135V136H245ZM92 136V135H91ZM121 136V138H119ZM167 137V136H169V140L168 141H166V143L165 144H163L162 143V147H159V146H150V145H148L152 140H153V138H154V140H156L155 139V137H158V138H160V139H162L163 137ZM207 136H209V133H208V135ZM232 136V135H231ZM171 137V138H170ZM192 137H194V136H192ZM234 137V138H235ZM89 138V137H88ZM158 138H157V140H158ZM212 138V139H213ZM230 138V137H229ZM229 138H228V140H229ZM165 139V138H164ZM211 139V138H210ZM83 140V139H82ZM91 140H92V138H91ZM93 140V141H94ZM153 140V141H154ZM166 140V139H165ZM75 141V140H74ZM100 141V140H99ZM98 141V142H99ZM72 142V141H71ZM90 142H92V141H90ZM101 142V141H100ZM82 143H83V141H82ZM86 143H87V141H86ZM69 144V143H68ZM72 144V143H71ZM84 144V143H83ZM93 144V145H94ZM151 144V143H150ZM80 145V144H79ZM98 146H100L99 148H98ZM142 146H144V147H146V146H150V149H151V151L149 150V151H146L147 149V147L146 148H144V149H146L145 151H143L142 152V150H144L143 148H142ZM74 147V146H73ZM90 147H92V146H90ZM77 148V147H76ZM88 148V147H87ZM181 148V149H182ZM80 149H82L81 147H79L78 148V150H79V152H80ZM91 149V148H90ZM93 149V148H92ZM149 149V148H148ZM177 149H178V151H180L179 153H178V151H177ZM77 150V151H78ZM83 150H86L85 148L84 149H82V151ZM94 150V149H93ZM109 150V151H110ZM114 150V149H113ZM175 150H176V152H175ZM81 151V152H82ZM84 152V151H83ZM89 152H91V151H89ZM108 152V151H107ZM173 152L176 154V153H178V154H176V155H174L173 154ZM73 153V152H72ZM75 153H77V152H75ZM109 153V152H108ZM121 153H124V152H121ZM170 153H172L173 155L171 156L170 155ZM88 154V153H87ZM113 155H115L114 153H112ZM111 154V155H112ZM199 154V153H198ZM203 154V155H202ZM80 155V154H79ZM104 155V157H103V159L105 158V157H107L106 156V154H103ZM102 155V156H103ZM110 155V154H109ZM178 155V156H177ZM179 155H183V156H179ZM260 155V156H259ZM70 156V155H69ZM76 156V155H75ZM90 156V155H89ZM95 157H97V158H95ZM100 157V158H99ZM113 157V156H112ZM132 157H136V160L135 161H137L136 163H140L141 165H143V163H144V165H146L145 163H147V165H148V163L150 164V160H152V162H153V159L154 160H157V162L154 164V165H152V166H150L149 165V167L147 166L145 169L144 168H142L141 170L140 169H138V171L136 170L137 169V167H139V166H137L138 164H136L135 162H134V164H133V166H130V162H132V161H129V163L127 162L128 161V159L130 158H132ZM66 158V157H65ZM65 158H64V160H65ZM84 158V157H83ZM87 158V157H86ZM88 158H90V157H88ZM92 158H90V159H92ZM167 158V159H166ZM62 159V158H61ZM85 159V158H84ZM259 159V160H260ZM63 160V161H64ZM86 160V159H85ZM88 160V159H87ZM66 161V160H65ZM79 161V160H78ZM89 161H91V160H89ZM87 162V161H86ZM72 163V162H71ZM76 163V162H75ZM80 163V162H79ZM97 163V162H96ZM127 163V164H126ZM132 164V163H131ZM136 164V165H135ZM231 164V165H230ZM244 164V165H245ZM249 164V165H250ZM253 164L255 165V163L253 162ZM253 164H251V165H253ZM66 165H67V163H66ZM246 165H248V164H246ZM135 166H137V167H135ZM243 166V165H242ZM63 167H64V165H63ZM68 167V166H67ZM89 167H92V166H89ZM110 167V168H111ZM229 169H227V168ZM230 167V168H229ZM234 167V166H233ZM84 168V167H83ZM118 168V167H117ZM87 169H88V167H87ZM108 169V168H107ZM114 169V168H113ZM124 169V168H123ZM124 169V170H125ZM226 169V170H225ZM228 170V171H227ZM82 171H85V170H82ZM88 171V170H87ZM126 171V170H125ZM222 171L224 172V173H222ZM135 172V173H134ZM222 173L221 175H217L218 173ZM86 173V172H85ZM89 173V172H88ZM97 173V172H96ZM90 174H91V172H90ZM215 174V178L213 177V175ZM132 175V176H133ZM123 176V175H122ZM240 176V175H239ZM245 176V175H244ZM247 176V175H246ZM249 176V178H250V175H248ZM212 177V179H210ZM245 178V177H244ZM246 180L248 179V177H246L245 178ZM251 179V178H250ZM210 180H212V181H210ZM214 180V181H213ZM249 180V179H248ZM256 180H258V179H255V180H253V179H251V180H249L248 181V183H246V184H248V189L251 187V189H250V191H248L247 193H245L246 191H247V189L245 190V192H244V194H243V192H242V190H240V192H242V195L241 196H238L239 198H251V199H256V198H259L260 196L263 198L264 196H262V195H264V184H263V182H260L259 180L258 181H256ZM2 182V181H1ZM250 183V184H249ZM206 184V185H205ZM41 185V184H40ZM49 185V184H48ZM48 185H46V187L48 186ZM251 185V186H250ZM45 186V185H44ZM50 186V185H49ZM48 186V187H49ZM211 186V185H210ZM209 186V187H210ZM250 186V187H249ZM38 187V186H37ZM51 187V186H50ZM206 187H208V186H206ZM54 188V187H53ZM205 188V187H204ZM24 189V188H23ZM33 189V188H32ZM56 189V188H55ZM63 189V188H62ZM197 189H199V190H197ZM31 190V189H30ZM53 190V189H52ZM98 190V189H97ZM49 191V190H48ZM99 191H97V192H99ZM244 191V190H243ZM47 192V191H46ZM53 192V191H52ZM55 192V191H54ZM57 192V191H56ZM239 192V193H240ZM36 193V192H35ZM56 194H58V193H56ZM55 193H54V195H56ZM66 194V193H65ZM52 195H53V193H52ZM51 195V196H52ZM97 195V196H96ZM60 196V195H59ZM21 197V196H20ZM33 198V197H32ZM60 198V197H59ZM72 198V200H69V199H71ZM76 198V197H75ZM92 198V199H93ZM178 198H180V199H178ZM264 199V198H263ZM67 200V201H66ZM259 200H261V199H259ZM27 201V200H26ZM174 201V202H173ZM178 202V201H177ZM259 202V201H258ZM169 204V205H168ZM167 206V207H166ZM165 207V208H164ZM51 209V208H50ZM49 210V209H48ZM38 211V210H37ZM36 211V215L35 216H37L36 218H37V220L35 221V224L33 223V225L35 226L37 223H39V224H37V225H40V223H41V220H42V223H41V225L42 226H45V225H47V223H44L43 222V220L45 221V220H47V217L46 216H48L47 214H46V211H45V213H43V212H40V214L38 215V212ZM164 211V212H165ZM163 212V213H164ZM43 213V214H42ZM152 213V214H151ZM148 214H150L149 216H147ZM45 217H44V216ZM145 216V217H144ZM147 216V217H146ZM51 217V218H52ZM46 218V219H45ZM50 218V219H51ZM56 218V219H57ZM142 219V220H143ZM49 220V219H48ZM48 220H47V222H48ZM81 221V222H79L80 224H75V223H78V221ZM40 221V222H39ZM135 221V222H134ZM137 221V222H136ZM141 221V220H140ZM90 223V224H91ZM126 223V224H125ZM45 224V225H44ZM40 225V227L42 228V226ZM81 226V225H80ZM29 227V226H28ZM35 227H37V226H35ZM58 227V226H57ZM75 227H79V226H75ZM32 228V227H31ZM38 228V227H37ZM40 228V229H41ZM46 228V227H45ZM60 228V227H59ZM96 228V227H95ZM116 228V229H115ZM70 229H72L71 227H70ZM34 230H36V229H34ZM49 230V229H48ZM73 230H75V229H73ZM253 230V229H252ZM39 231V230H38ZM96 231V232H97ZM242 236V235H241ZM240 236V237H241ZM239 237V238H240ZM104 238V237H103ZM96 239H100V238H96ZM260 239H263L264 240V228L263 229H261V228H258V229H256L255 228V230H253L252 232L251 231H249L246 235L244 234L241 238H240V245H252V244H254V242L255 241H259ZM239 241V240H238ZM261 242V241H260ZM9 260V259H8Z\"/></svg>",
    "mask_w": 264,
    "mask_h": 264
}]
</instances>
